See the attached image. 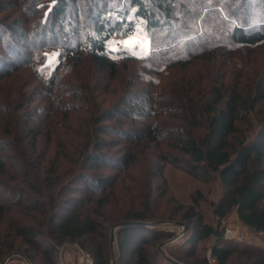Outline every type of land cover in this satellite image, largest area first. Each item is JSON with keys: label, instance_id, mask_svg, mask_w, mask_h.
Returning <instances> with one entry per match:
<instances>
[{"label": "trees", "instance_id": "trees-1", "mask_svg": "<svg viewBox=\"0 0 264 264\" xmlns=\"http://www.w3.org/2000/svg\"><path fill=\"white\" fill-rule=\"evenodd\" d=\"M78 1L54 0L49 28L46 32L41 29L36 36L43 39V32L51 34L55 27L60 29L69 7ZM81 1L89 3L86 19L91 23L82 35L84 41L62 48L60 63L47 78L35 72L38 79L45 81L49 100L43 109L44 116L37 115L39 117L35 119L42 126L29 125L34 121L33 116L20 113L23 104L7 101L0 108V135L7 137H0V194L4 198L16 194L13 204L0 200V264L11 255L18 258L16 264H22V261L55 264L54 252L65 242L78 243L89 253L92 264H111L114 255L107 238V226L103 225L108 222L118 226L114 264H159L150 249L153 242L145 236L144 224L149 218L145 211H127L112 219L102 213L116 178L100 171L107 166L118 172L131 168L137 163L136 149L142 146L149 150L153 144L156 146L151 156L158 162L155 170L159 177L162 163L184 166L193 176L201 175L206 179L213 173L219 176L224 194L218 203H212L217 226L202 223L196 213H184L183 219L193 221L187 244L214 237L210 256L216 264H264V250L226 247L222 245L224 230H219L221 222L234 211L243 226L264 234V113L259 116V128L252 139H248L240 128L246 125L244 130L251 129V117L264 109V68L249 85L225 83L219 78L214 83H196L191 87L181 84L179 90L169 96L157 92L155 83L150 88L140 83L137 91L132 84L131 89L117 97L112 107L97 111L92 108L84 121L87 131H65L70 139H80V142L70 143L61 151L57 148L52 159L40 157L36 164L30 159L39 136L57 134L58 120L73 122V114L68 113L72 106L62 111L69 98L78 100L81 96L77 88L71 91L63 87L73 55L88 59L92 74H106L109 80L114 79L118 65L123 61L133 62L135 58L115 56L118 53L110 50V39L130 34L135 19L141 20L154 53H174L168 65L170 68L185 69L208 53L214 56L216 50L224 47L208 43L209 34L194 28V22L187 27L183 25L177 14L188 16L190 12L181 0ZM126 3L134 8L132 14ZM202 4L210 5L211 1L202 0L197 8L201 9ZM109 6L115 7V10L109 9L113 16L105 13ZM213 9L224 26L223 33L229 32L231 38L229 45L224 47L226 52L234 53L243 47L252 48L264 43L263 12L248 20L237 19L233 11L224 16L219 5ZM129 15L135 19H128ZM73 20H78L77 12ZM72 24L69 20L67 27L72 28ZM0 28L5 29L7 38H13L15 44L22 42L26 35L19 27L0 24ZM153 31H160L156 40ZM76 32L79 33L74 28L72 34ZM180 52L183 54H177ZM15 69L12 63L0 60V80ZM60 69L65 74L58 73ZM136 78L140 80L141 76ZM124 119L134 127H124ZM29 136L31 141L27 146H20ZM108 136L113 139L109 140ZM160 143L163 148L156 154L155 149L158 150ZM119 144V149L113 153L109 151ZM9 152L21 159H13ZM24 156L26 164L21 166L20 160ZM63 161L68 164L67 170L63 169ZM197 205L195 201L193 207ZM127 222L137 225L122 226ZM150 235L151 240L165 237L155 230Z\"/></svg>", "mask_w": 264, "mask_h": 264}, {"label": "rangeland", "instance_id": "rangeland-1", "mask_svg": "<svg viewBox=\"0 0 264 264\" xmlns=\"http://www.w3.org/2000/svg\"><path fill=\"white\" fill-rule=\"evenodd\" d=\"M53 1L0 0V24L3 27H19L26 32L23 41L15 44L13 38H7L5 29L0 28V40L2 41L0 60H6L16 66V69L12 70L8 77L0 80V108L7 101L14 103V105L23 104L20 113L33 116L34 121L30 122L29 125L34 127L42 126L35 119L39 117L37 115L44 116L43 109L47 107V102H49L45 92V81L38 79L35 72L43 78H47L60 63L61 49L66 46L72 47L75 43L84 41L82 35L91 27V23L86 19V8L89 7V3L79 0L77 4L69 7L65 23L60 29L55 27L51 34L43 32L44 40L39 39L40 36H36V33L41 29L46 32L49 28L47 26L51 23L50 8ZM181 1L190 12L188 16H182V13L177 14L182 19L183 25L185 24L187 27L191 25V22H194V28L199 29L204 34H209L210 38L207 42H213V44L218 45L217 47L220 45L228 46L231 38L229 32L223 33L224 26L218 20L217 11L214 12V7L219 5L224 16L233 11L236 13L237 19L251 20L257 17L259 13H264V0H209L211 4H202L201 9L197 7L200 6L202 0ZM125 5L132 14L134 8L128 7V3ZM112 8L115 10L114 6H109L105 13H110L113 16L109 10ZM75 12L78 14L76 22L73 20ZM128 19L135 18L129 15ZM69 20L73 23L72 28L67 27ZM181 22L178 24L185 27L182 26ZM74 28L79 33L76 32L73 35ZM159 32H152L155 40L158 38ZM34 36L35 38H33ZM109 43L110 50L118 53L115 56L130 55L135 58V61L121 62L116 70V76L109 80L106 78V74H92L88 59L73 55L72 64L69 66L70 71L66 72V77L64 76L63 87L65 90L70 89L71 91L72 88H77L79 91L77 93L81 96L78 100L77 98H69L65 102L67 104L63 105L62 108V111H65L72 106L73 109L68 113L73 114V122L58 120L55 126L57 134L49 137L41 135L36 139L35 150L31 153V158L29 157L34 164L38 162L40 157H44L45 160L51 158L57 148L61 151L62 147L66 146L67 149L70 143L80 142V139H70L71 137L65 131L67 129H72L78 133L87 131L88 128L84 121H87L92 108L97 111V109L104 110L112 107L117 97L126 89H131L132 84L134 90L137 91L142 85L140 83H143L142 86L146 88H150V85L155 83L154 87L157 92L161 91L163 96L165 94L169 96L178 91L181 84L191 87L195 86L196 83H214L219 78L225 83L238 82L249 85L254 78L260 76L264 68V43L252 48L243 47L242 50L234 53H228L222 47L218 51L216 50L214 56H210L208 53L185 69L170 68L168 65L174 53H154V50L150 49V38L142 28L140 19H135L134 29L130 34L112 37ZM11 53H16V55L11 56ZM59 72L60 74L63 73L61 69ZM137 76H141L140 80H137ZM149 79L151 82L147 83ZM75 81L77 83L72 85ZM80 90H84L86 93L84 94ZM72 93L70 92V94ZM259 107L263 106L260 105ZM263 113L264 109H261L260 113L253 114L251 129L244 130L246 125H241L240 128L245 132L248 139L254 137L259 128V116ZM115 119L118 118L115 117ZM123 122L124 127H134L127 119H124ZM0 131L2 132V128ZM0 137L7 138L1 135ZM107 138L113 139L112 136ZM29 141H31V136L25 138L23 143L19 145L27 146ZM155 146L153 144L149 150L139 146L136 149L138 153L137 163L125 171L118 172L108 166L100 171L103 175H111L116 178L114 190L110 192L104 202V204L108 203L109 205L105 204L102 213L108 219H112L127 211H145L149 215L144 225L145 236L148 241L153 242V247L150 249L154 252L155 261L159 264H216L210 256L215 238L210 237L191 245L187 244L193 221L185 220L182 216L184 213H196L202 223L217 226L216 218L212 212V203H218L224 194L218 174H210L209 178L206 179L201 175L193 176L184 166L162 163L159 177L158 171L155 170V165L158 162L151 156ZM158 146V150L155 149L156 154H158L159 149L163 148V143ZM119 147H121L120 144L111 147L109 151L113 153ZM27 149H30L29 146ZM8 155L13 159H21L19 155L13 152H9ZM23 164H26L25 156L20 160L19 165L23 166ZM62 166L64 170L68 169V164L64 161ZM15 196L16 194H10L4 198L0 194V200H7L13 204ZM195 201L198 205L193 207ZM103 225L107 226V238L114 255L111 264H114L117 256L116 233L118 226H112L109 222L103 223ZM153 230L165 234V237L151 240L150 234ZM219 230H224L222 245L226 247H248L264 250V234L243 226L234 211L221 222ZM237 231L244 235L246 241L244 244H237L232 239ZM54 254L55 264H92L89 253L75 242H65L55 250ZM17 262L18 258L11 255L3 261V264H16ZM21 263L34 264L27 261Z\"/></svg>", "mask_w": 264, "mask_h": 264}, {"label": "built area", "instance_id": "built-area-1", "mask_svg": "<svg viewBox=\"0 0 264 264\" xmlns=\"http://www.w3.org/2000/svg\"><path fill=\"white\" fill-rule=\"evenodd\" d=\"M232 239L237 244H244L246 242L244 235L241 232H238V231L236 232L235 236Z\"/></svg>", "mask_w": 264, "mask_h": 264}, {"label": "water", "instance_id": "water-1", "mask_svg": "<svg viewBox=\"0 0 264 264\" xmlns=\"http://www.w3.org/2000/svg\"><path fill=\"white\" fill-rule=\"evenodd\" d=\"M130 225H137V223L134 222H127V223H123L122 226H130ZM145 225V224H144ZM3 264V263H2Z\"/></svg>", "mask_w": 264, "mask_h": 264}]
</instances>
